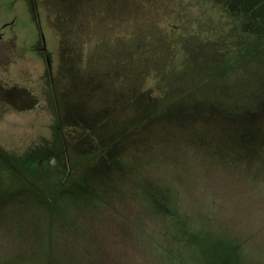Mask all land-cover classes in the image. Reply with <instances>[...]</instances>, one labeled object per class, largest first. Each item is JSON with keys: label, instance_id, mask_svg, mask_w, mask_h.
Instances as JSON below:
<instances>
[{"label": "rangeland", "instance_id": "obj_1", "mask_svg": "<svg viewBox=\"0 0 264 264\" xmlns=\"http://www.w3.org/2000/svg\"><path fill=\"white\" fill-rule=\"evenodd\" d=\"M33 3L0 0V70L18 56L0 143L28 161L66 135L69 175L0 155V264H264V0ZM231 10L258 50L210 76L222 93L171 79L189 48L204 66Z\"/></svg>", "mask_w": 264, "mask_h": 264}, {"label": "trees", "instance_id": "obj_2", "mask_svg": "<svg viewBox=\"0 0 264 264\" xmlns=\"http://www.w3.org/2000/svg\"><path fill=\"white\" fill-rule=\"evenodd\" d=\"M225 7V6H223ZM226 11V10H225ZM249 14L247 11H241L240 13L235 12L234 10H231L230 14L228 15L231 18V21L227 24L228 27L227 29H224L222 26V28L218 27L220 29V32L218 36H215L216 34H213L212 31L217 27L214 22H210L209 26L212 27V31L210 30V33L212 34L213 38L217 40L218 37H220V41H211L208 40L209 43H207V46L204 47L207 51L210 52V54L206 55V63H204V66H200L199 65V61H198V55L196 54V56H191L189 57V55H191L193 49H191L189 53H187L186 59H185V63L187 64V71L186 73L182 76V74L176 75L174 73L171 74V79H173L174 81L178 80L179 82H181L182 80H184L183 77H185V80H192L193 77H198V79H202L201 84L199 85H192V90H196L199 92V87L200 89L203 88L202 90V94L204 93H211L212 95L216 96L215 94L218 93H222L221 91L219 92L218 89H214V88H209L208 87V82L210 81V76L217 78L219 77L220 79L223 78L224 74H229L231 75L230 72L233 71V69L231 68V65L234 62H242L244 60H247L248 57L256 50H258V44L255 43V41L250 40L249 39V50H246L245 45H244V41L246 38H244V32L241 29V23L240 20L242 18H244L243 15ZM51 35L53 36V42L55 41L54 39V35L52 33L53 30L49 29ZM232 35V37H231ZM215 36V37H214ZM234 36L237 37V39H234ZM212 38V37H211ZM191 39V38H190ZM205 39H209V38H205ZM204 40V39H203ZM235 42L242 44L241 47L238 48L237 44L235 45ZM230 42H232L234 44V48L233 49L229 44ZM189 42H187L188 44ZM199 45V42L196 46ZM74 48V47H73ZM184 48V46H183ZM187 48V47H186ZM78 49L77 44H76V50ZM184 50H188V49H184ZM219 50V52H218ZM217 51V52H216ZM240 51V52H239ZM194 53V52H193ZM236 64V63H235ZM215 68L214 72H210L211 68ZM226 76V75H225ZM168 75L167 74H160V79L162 80L163 78H167ZM192 84V82H191ZM63 172L64 177H67L69 174H67V172H65L64 170H61Z\"/></svg>", "mask_w": 264, "mask_h": 264}, {"label": "flooded vegetation", "instance_id": "obj_3", "mask_svg": "<svg viewBox=\"0 0 264 264\" xmlns=\"http://www.w3.org/2000/svg\"><path fill=\"white\" fill-rule=\"evenodd\" d=\"M33 2H34V0H29L30 6H32V9H33V4H34ZM40 19H41L40 18V14L38 12H35V20H36V22L39 21ZM2 38L4 39V33L3 32L0 34V40ZM39 39H40V43L37 42L35 44V46H34V49H36L37 51L40 52V54L42 56V61L45 59L46 67H44V70L46 71V73L49 74V76L51 78V81H50V83L52 84L51 85L52 86L51 87V93L54 90V96L52 95V97H53V99H57L56 98L57 97V93H55V86H54L55 79L53 77V72L54 71L52 70L54 61L52 59L51 54L49 53V49H48L47 44H46L47 41H46V38H45L41 28H40V38ZM17 59H18V56H16V58H14V59L8 60V63L6 65V67L4 68V70H2V69L0 70V75L3 73L2 77L0 78L1 79L0 80V85L5 86L4 83L6 81H8L7 80L9 78L8 75L10 74V72L12 70L10 67L12 66L13 63H15L17 61ZM11 62H13V63L10 65ZM3 79H4L5 82L3 81ZM18 89L19 90L18 91L16 90L15 93L13 92L16 96L20 95V88H18ZM9 93L11 94V88L10 87H9ZM0 94L1 95L5 94V96H6V93L3 92V91ZM8 97L9 96L1 98V96H0L2 102H6L8 100ZM5 98H6V101H5ZM55 117H57V119H60L62 117V113L59 112L58 109L56 110ZM41 139H43V138H41ZM56 139H55L56 141L54 140L53 143H48L47 144V142H44V143L41 142V144L33 145V147L37 146L38 149L35 152L34 157H32V159H29L28 161H25V158H23L21 156L19 157L18 154L16 155L17 157L13 156L11 154V151L8 150L10 148L2 146L1 143H0V155L4 156V158L10 163L11 158L9 157V154H8V152H10V154L14 158L13 163H10V164L15 170L18 169L19 167H21L22 165H25V164L26 165L30 164L31 169L43 170L47 165H49V163L52 160L55 161L56 167L60 168L61 170H64L66 168V164L69 162V160H67L68 157H66V153H65V152H68V150H69L68 149V147H69L68 144L69 143H68L66 135H60ZM13 149H16V148H13ZM44 163H45V167H44ZM25 178H27V176H25Z\"/></svg>", "mask_w": 264, "mask_h": 264}]
</instances>
